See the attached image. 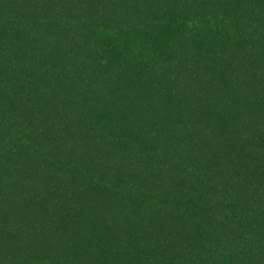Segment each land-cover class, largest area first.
<instances>
[{
  "label": "trees",
  "instance_id": "1",
  "mask_svg": "<svg viewBox=\"0 0 264 264\" xmlns=\"http://www.w3.org/2000/svg\"><path fill=\"white\" fill-rule=\"evenodd\" d=\"M0 264H264V0H0Z\"/></svg>",
  "mask_w": 264,
  "mask_h": 264
}]
</instances>
